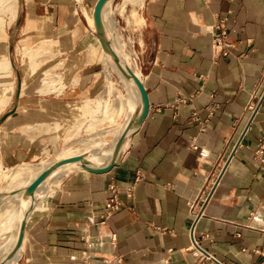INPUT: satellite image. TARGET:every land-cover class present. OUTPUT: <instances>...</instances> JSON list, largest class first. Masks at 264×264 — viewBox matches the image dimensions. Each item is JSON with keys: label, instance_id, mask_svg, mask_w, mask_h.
Here are the masks:
<instances>
[{"label": "crops", "instance_id": "1", "mask_svg": "<svg viewBox=\"0 0 264 264\" xmlns=\"http://www.w3.org/2000/svg\"><path fill=\"white\" fill-rule=\"evenodd\" d=\"M96 2L20 0L15 28L51 45L58 67L43 75L57 79L34 82V93H47L19 100L1 123L5 164L50 151L63 116L102 94L87 20ZM138 14L133 55L148 115L110 171L75 170L48 186L17 264H264V169L254 159L264 146V0H144ZM110 186L122 205L101 224Z\"/></svg>", "mask_w": 264, "mask_h": 264}, {"label": "bare ground", "instance_id": "2", "mask_svg": "<svg viewBox=\"0 0 264 264\" xmlns=\"http://www.w3.org/2000/svg\"><path fill=\"white\" fill-rule=\"evenodd\" d=\"M112 2L114 1L107 0L101 10L103 26L101 33L109 47L108 51H103L102 48L101 51L103 53L102 57L104 59V64L109 66L111 71L118 75L125 90V94H122L118 89L116 90L111 81H109L108 86L102 94L111 97L112 104L110 107L107 101H102L100 103V116L98 118V121L100 119L108 120L109 126L93 134L89 138L79 140V144H81L79 148H66L57 153L49 162L41 161L37 164L22 163L8 170L9 173H6L8 193H0V264H17L21 249V246L16 248L20 227L23 223H25L26 226L28 215L33 210L38 200L37 196L43 192V188L46 184L53 185L58 178L66 176L75 170H84L83 166L86 165L92 168H102L110 164L113 160L117 161L121 152L127 148L130 135L137 128L134 124V120L138 108L141 106V99L138 87L130 73L132 72L139 77V79L141 78L138 68L135 66L134 62L129 59L130 52L127 49L122 33L119 32L118 23L114 15L110 13ZM143 2L144 0H120V3L118 5L116 4L114 10H116L118 14L124 15L126 7L131 6L132 10L129 16L126 15L128 16L127 25L138 31L143 23L142 18L138 14V9L143 5ZM87 20L89 26L95 32L93 16L88 15ZM3 38L4 37H0V74H7L10 69V62L7 57V52L4 49L5 47L1 45ZM110 50L117 56V60H115ZM15 51L19 52L24 62L27 60L28 55L23 48L16 47ZM110 113L112 117L109 115ZM121 115H125L124 120L118 123L117 119ZM109 131L113 133L114 139L110 145L104 146L102 139ZM121 135H124L123 143L118 153L115 155V145ZM74 157H82V160L65 163L53 169L37 189L31 194L26 192V188L42 171L47 170L57 162H62ZM53 177L57 179L51 181L50 179ZM19 185H22V187L18 188L17 186Z\"/></svg>", "mask_w": 264, "mask_h": 264}, {"label": "rangeland", "instance_id": "3", "mask_svg": "<svg viewBox=\"0 0 264 264\" xmlns=\"http://www.w3.org/2000/svg\"><path fill=\"white\" fill-rule=\"evenodd\" d=\"M74 1L82 5V0H74ZM113 1L114 2H112L110 6V13L114 15L119 26L118 27L119 32L122 33L123 38L126 42L127 49L130 52L129 59L133 61L136 66L134 59L135 57L133 53L135 51V46H136L135 37L137 30H134L132 29V27L127 25V19L132 10V7L129 6L131 7L129 8L127 6L125 14L120 15L117 13L116 10H114L116 8L115 7L116 4L118 5L120 3V0H113ZM20 12H21V4H19V0L0 1V24H2L0 25V37H4L1 41L2 43L1 45L2 47H5L4 49L6 50L7 53L9 48L12 49L10 60L14 64V68H12L10 67V63H9L10 69L7 74H0V119L4 115L9 114L12 110H16V106H18L19 100H23V99L29 100L31 97L37 98L38 96L36 95L38 94V92L40 94L47 93L43 91H38L34 93L32 91L33 89L32 85L36 84L34 82L44 83V81L45 82L49 81L50 84H53L57 79L54 76V74L50 73V75H48V72L47 74L43 75L44 73H46L45 72L46 70H50L52 72L57 70L56 68L58 67L57 65H54L55 64L54 62L47 60L50 56L55 55L54 51L51 50L52 49L51 45L49 43H43V42L35 43L33 41H29V39L26 38L25 35L22 36L24 34L22 31L16 30L15 28L17 27L16 25H21L22 23V20L19 17ZM87 12L90 14L91 10H88ZM15 46L21 47L26 51L28 57L27 60H25V62L22 60L19 52L15 51L14 49L16 48ZM96 46L98 47V52L96 51L95 53V57H96L95 60L98 61L99 68L101 70H104V75H103L104 84H103L102 92H104V89L106 88L108 82L111 81L113 87L116 90L118 89V91H120L122 94H125V90L122 86V82L120 78L115 72L111 71L109 66L104 64V59L102 57L103 53L101 51V48L100 46H98V43H96ZM16 71L20 73L21 80H23L24 82L21 90L18 92H17ZM108 73H109V77H108ZM23 75L24 77L22 79ZM104 100L107 101L109 106L111 107L112 98L100 94L98 97L95 98L94 101H92V104L88 106L86 105L84 106L83 103H80L78 104L79 108L77 107L76 110L70 111L68 115H64L63 116L64 125L62 127H58L57 144L55 145V147L52 148L50 151L45 152V154L39 157L36 161L29 162V164H37L41 161L49 162L53 159V157L57 153H59L60 151L66 148H72V149L79 148L81 146V144H79V140L89 138L93 134L99 132L100 130L106 129L109 126L108 120L100 119L98 121V118L100 116L99 115L100 103ZM29 101L33 102L32 100ZM20 104L22 105L23 103ZM82 105L83 107L86 108H80ZM109 115L112 117L111 113ZM124 117L125 115H121L117 119L118 123L122 122L124 120ZM2 122H0V126L2 125L1 124ZM34 128L35 127H31V126L28 127V129L30 130H33ZM113 139H114V135L111 131H109L103 136L102 142L104 143V146H108L112 143ZM12 167L14 166L11 164H5L0 155V193H8L6 173ZM53 179H57V178L53 177L50 180L52 181ZM56 182L57 180H55V183ZM53 185L46 184V186L43 188V192L38 194L37 196L38 200L41 199L40 197L42 196L44 191L48 188V186L52 187ZM17 187L20 188L22 187V185H19Z\"/></svg>", "mask_w": 264, "mask_h": 264}, {"label": "water", "instance_id": "4", "mask_svg": "<svg viewBox=\"0 0 264 264\" xmlns=\"http://www.w3.org/2000/svg\"><path fill=\"white\" fill-rule=\"evenodd\" d=\"M106 1L107 0H97L96 4L94 6L93 14H92L93 20H94V25H95V33L97 35V38L99 40L100 46H101L103 51L109 50L108 43L105 41V39L103 38L102 33H101L102 29H103L102 20H101V10H102V7ZM110 52L113 55V57L115 58V60H117V56L111 50H110ZM130 74L132 75V78H133V80H134V82H135V84L138 87V90L140 92L141 106L138 109V112H137L135 120H134L135 126L138 127L143 123V121L145 120V118L148 115L149 99H148L147 92L145 90V87H144L141 79H139V77H137L132 72ZM263 98H264V96H262L261 101L259 102V105L261 104ZM14 111L15 110H12L9 114L4 115L0 119V122H2L8 115L12 114ZM123 139H124V135H121L119 137V139L117 140L116 145H115V150H114L115 155L118 153V151H119V149L123 143ZM79 160H82V157H74V158H70L68 160H65L62 162H57V163L53 164L51 167H49L47 170L42 171L37 176V178L26 188V192L28 194H31L35 189H37V187L49 176V174L52 172L53 169L65 164V163L79 161ZM115 165H116V160H113L110 164H108L107 166L102 167V168H92V167H89L86 165V166H83V169L87 172H90V173L99 174V173H105V172L110 171ZM225 167L226 166H224V168L222 169V171L219 175L218 181H219ZM217 182L215 183V185L217 184ZM215 185L213 188H215ZM211 193L208 195L206 201L209 200ZM24 231H25V223H23L20 227L19 237H18V240L16 243V248L20 247L22 242H23Z\"/></svg>", "mask_w": 264, "mask_h": 264}, {"label": "built area", "instance_id": "5", "mask_svg": "<svg viewBox=\"0 0 264 264\" xmlns=\"http://www.w3.org/2000/svg\"><path fill=\"white\" fill-rule=\"evenodd\" d=\"M222 22H223L222 20L219 21V23H222ZM221 35H222V38H224L226 33L223 31ZM222 38L216 41V45L222 46V49H223ZM222 53L226 54L224 50H222ZM193 115L195 116L196 114H193ZM201 153H202L201 154L202 156H206L205 152H201ZM254 159L260 162L262 165V168L264 169V146L262 144L258 145V148L255 151ZM109 190L112 192L113 195L111 196L110 199H108V201L105 202L104 212L103 214L100 215L101 224H104L107 220H109L120 209L122 205L120 200L117 197L118 190L113 186H110ZM200 201L201 202L204 201V198L202 199V196L199 198L196 204L190 205V212L194 218L198 216V210L200 208L199 207ZM104 262L107 264H121V258H117L115 261H104Z\"/></svg>", "mask_w": 264, "mask_h": 264}]
</instances>
